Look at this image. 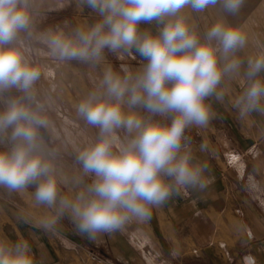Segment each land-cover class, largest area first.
<instances>
[{"label":"clouds","instance_id":"clouds-1","mask_svg":"<svg viewBox=\"0 0 264 264\" xmlns=\"http://www.w3.org/2000/svg\"><path fill=\"white\" fill-rule=\"evenodd\" d=\"M79 3L93 22L37 31V0H0V190L34 189V206L45 209L40 227L53 230L67 217L96 239L150 219L181 190L207 188L208 164L195 156L186 130L209 123L210 98L223 102L222 85L232 80L243 81L233 101L238 118L264 117V45L244 54L249 34L230 22L246 0ZM30 39L61 62L98 67L106 54L143 62L135 71L105 67L76 104L77 116L98 131L74 155L71 171L47 134L52 102L38 87L42 72ZM0 264H36L29 242L0 240Z\"/></svg>","mask_w":264,"mask_h":264},{"label":"crops","instance_id":"crops-1","mask_svg":"<svg viewBox=\"0 0 264 264\" xmlns=\"http://www.w3.org/2000/svg\"><path fill=\"white\" fill-rule=\"evenodd\" d=\"M211 19L212 14L208 13L199 22L206 26ZM229 19L249 34V46L244 54L264 45V0H246L239 15ZM142 27L154 30L153 25ZM134 58L143 63L139 57L134 55ZM222 87L223 102L210 98L214 116L209 123L186 130L198 134V141H193L192 147L195 156L208 164L206 175L210 183L203 191L181 190L154 208L147 220L155 230V237L139 238L135 242L122 229L89 239L75 231L67 217L55 229L44 230L39 220L45 209L34 206L38 220L22 217L10 207L0 210V240L26 239L36 264H150L149 251L158 250L159 244L174 245L175 236L182 241L184 257L196 222L200 223L199 244L206 243L201 240L200 230L209 217L220 215L235 223V226H221L230 230V241L234 245H248L250 255L264 264V117L238 118L233 101L242 91V80L228 81ZM201 144L206 145V150H200ZM5 196L10 199V194ZM165 257L164 252L159 259Z\"/></svg>","mask_w":264,"mask_h":264},{"label":"rangeland","instance_id":"rangeland-1","mask_svg":"<svg viewBox=\"0 0 264 264\" xmlns=\"http://www.w3.org/2000/svg\"><path fill=\"white\" fill-rule=\"evenodd\" d=\"M37 7L39 9L35 17L37 31L55 26L63 27L65 21L68 22L66 30H70L72 26L90 24L95 19V16L87 8L82 7L78 0H37ZM27 43L31 45V56L41 68L42 76L38 87L51 98L52 102L48 112L52 124L47 134L50 142L62 152V165L71 171L74 155L98 131L87 126L77 116L76 104L96 87L105 67L110 65L114 70L119 71L121 64H127L135 71L142 66V63L134 58V54L119 59L106 54L105 60L98 67L75 61L61 62L48 56L44 47L35 40L30 39ZM186 135L191 137L192 142L198 141V134L186 131ZM33 191L34 189L29 188L24 195L19 192L12 193L9 199L5 196L7 192L0 190V210L10 207V210L19 213L22 217L38 220L39 216L33 210L34 204L31 199ZM199 224L196 222L188 238L184 257L182 241L180 239L179 242L175 236L174 245L159 244L158 250L149 251L150 264H259L253 255H250L248 245H234L229 239L230 230L221 227L226 224L235 226L232 219L222 218L220 215L217 218L209 217L200 230L201 240L206 242L203 244H199ZM151 227L148 220H132L123 230L136 242L140 240L139 238L149 240L150 237H155V230ZM164 252L167 259L166 257L163 260L159 259Z\"/></svg>","mask_w":264,"mask_h":264}]
</instances>
